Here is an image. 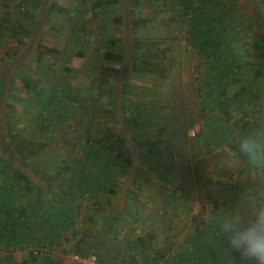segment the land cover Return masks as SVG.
<instances>
[{
  "label": "rangeland",
  "instance_id": "1",
  "mask_svg": "<svg viewBox=\"0 0 264 264\" xmlns=\"http://www.w3.org/2000/svg\"><path fill=\"white\" fill-rule=\"evenodd\" d=\"M262 16L264 0H0V164L8 137L38 149L0 171L2 218L32 224L53 210L49 221L69 224L61 244L31 240L14 256L238 264L217 222L243 207L250 179L236 138L264 129ZM211 27L223 59L205 42ZM110 42L121 65L104 59ZM132 52L164 73L133 70Z\"/></svg>",
  "mask_w": 264,
  "mask_h": 264
},
{
  "label": "clouds",
  "instance_id": "2",
  "mask_svg": "<svg viewBox=\"0 0 264 264\" xmlns=\"http://www.w3.org/2000/svg\"><path fill=\"white\" fill-rule=\"evenodd\" d=\"M235 152L250 179L243 207L223 215L218 232L238 264H264V129L238 136Z\"/></svg>",
  "mask_w": 264,
  "mask_h": 264
},
{
  "label": "trees",
  "instance_id": "3",
  "mask_svg": "<svg viewBox=\"0 0 264 264\" xmlns=\"http://www.w3.org/2000/svg\"><path fill=\"white\" fill-rule=\"evenodd\" d=\"M99 6V3H95V4H93V7L94 8H96V7H98ZM256 14H258V13H256ZM263 18H264V16H262ZM199 20H203L202 18H200ZM198 21V20H197ZM199 22H195L193 25H192V28L194 29H196V31H198L199 33H201V32H203V30H202V28H201V25L199 26V27H197V25L196 24H198ZM196 26V27H195ZM214 27L212 28H209V30H210V36H209V38L208 39H206V43L209 45V47L212 49L211 51H212V54H217L216 52H218V57H220L221 59H223V54H221V51H220V47L222 46V44H223V41H222V36H221V34H215V31H214ZM114 46H115V43L114 42H110L106 47H107V50L105 51V53H104V59L107 61V62H113V63H115V64H119V65H121L122 63H123V61H124V55L122 54V53H120V52H115L114 51ZM39 48V50H40V52H39V54H41V50L42 51H44V50H46V51H50V52H52L53 51V49L52 48H48V47H44V46H39L38 47ZM130 63H131V68L133 69V70H136V71H144V72H148V73H156V74H162V73H164V71H165V67L161 64V62L158 60V59H156V60H150V59H143L142 60V62L141 63H139L138 61H137V54L135 53V52H132L131 54H130ZM13 135H17V134H13ZM25 141V143L28 145H32V140L31 139H29V138H27V139H23V138H20L19 140H18V142H24ZM7 142H8V144H9V146H10V152L8 153V156H9V160H7V167L6 166H3L2 164H0V171H6L8 168H10V169H15L14 171H16V166H15V163H14V159H13V157H18V158H20V159H22V160H24L25 161V159L28 157V155H33V154H35V153H37V151H38V149L37 150H35L33 147L32 148H30V151H27L26 152V154H24L23 153V151H22V149L20 148L21 147V145H18L16 142H17V140L15 139V138H13V137H8L7 138ZM89 164V163H88ZM163 164H165V162L163 163ZM85 167H87L86 165H85ZM65 170H70V168L68 169V168H66ZM80 172H81V170H79ZM19 177H21V179H23V180H25V182L27 183V178H28V176L26 175V174H24V173H20L19 174ZM83 179V178H82ZM84 180V179H83ZM43 181H44V183H45V186L46 187H49V181L48 180H45V179H43ZM42 184V183H41ZM69 184H71V185H73L74 184V182L73 181H70L69 182ZM15 184H13L12 182H8L7 183V186H8V188L7 189H9V188H13V186H14ZM87 189V192H92L91 191V186H89L88 188H86ZM71 192V195H73V198L75 199L76 197H79V198H81L82 196H83V191H81V192H72V190H70ZM86 192V193H87ZM47 213V215H49V216H46V220L47 221H49L50 220V218H52V216L54 215V214H56V212L55 211H51V210H49L48 212H46ZM11 214H12V211H10L8 208H6L5 206H4V203H0V236H1V238H3V240L1 241V244L2 245H5L6 244V242L4 241L5 239V232H8V234H11L12 236L15 234V233H18V229L16 228V226H17V224L16 223H14V222H10V224L12 225V224H14V226L13 227H6V225H5V219L3 220V218L2 217H9V216H11ZM60 216H63L64 214L63 213H61L60 212V214H59ZM69 225V224H68ZM68 225H66V222H63V225L62 226H60V225H58L60 228H61V230L63 231V230H65L67 227H68ZM58 227L54 230V233H55V236H57V238L56 237H53L54 239H58L59 237H60V233H59V231H58ZM68 229V228H67ZM15 238V237H14ZM29 242H31V241H29ZM56 244H60L59 243V240H58V243H56ZM56 244L54 245V246H56ZM6 245H9V243L8 244H6ZM30 245V244H29ZM78 246V245H77ZM135 247L137 248V249H139L140 248V246L139 245H135ZM77 251L78 252H74L75 254H78L79 256H86V255H88V253L89 252H94V251H85L84 252V249L83 250H81V249H77ZM80 252V253H79ZM82 253V254H81ZM94 254H95V252H94ZM96 255V254H95ZM32 257H35V256H39V255H37V251H35V249H33L32 250V255H31ZM211 256H212V258L213 259H215V254L212 252L211 253ZM96 259H97V264H99V263H104L103 262V260H99L98 259V257L96 256ZM198 260H201V258H197ZM191 260H193V259H191ZM165 264H168V260H165V262H164Z\"/></svg>",
  "mask_w": 264,
  "mask_h": 264
},
{
  "label": "crops",
  "instance_id": "4",
  "mask_svg": "<svg viewBox=\"0 0 264 264\" xmlns=\"http://www.w3.org/2000/svg\"><path fill=\"white\" fill-rule=\"evenodd\" d=\"M9 181V180H3V186H5V183ZM7 187V186H6ZM90 210V209H88ZM94 213H96L97 211L94 210L92 208V210ZM89 211V212H90ZM85 212V211H84ZM65 213V212H63ZM46 216L47 213L45 212ZM46 216L44 219V216H39L36 218L35 222H33L32 224H30L29 222H18L16 223L17 226L16 228L18 229V233H15L13 236L11 234H8V232H5V242L6 244L9 243V245H2L1 241L3 240V238H1L0 236V259L1 262L0 264H58L57 263V258H53L51 256H53L52 254H48L45 253L43 258L41 257H32L28 254H26V251H24V254L21 258L14 256L16 254V249L15 247H19V246H25V244L31 240H33L34 242L38 243L39 245H43L46 248H51L54 247V245L56 243H58V240L60 239V237L58 239H54L53 237L55 236L54 230L58 227V231L60 234H64L62 233L63 231L61 230V228L57 225L56 222L54 221H47L46 220ZM44 219V220H42ZM6 227H13L14 224H10L5 222ZM29 226H31V228H29ZM30 229H33V233L30 232ZM15 237V238H14ZM33 237L36 238L33 239ZM22 242V243H20ZM60 243V242H59ZM61 244V243H60ZM7 256L5 257L4 255ZM3 258H8L9 260L4 262L2 259ZM62 264V263H61Z\"/></svg>",
  "mask_w": 264,
  "mask_h": 264
},
{
  "label": "built area",
  "instance_id": "5",
  "mask_svg": "<svg viewBox=\"0 0 264 264\" xmlns=\"http://www.w3.org/2000/svg\"><path fill=\"white\" fill-rule=\"evenodd\" d=\"M72 258L81 264H97L96 255L94 252H89L86 256L72 255Z\"/></svg>",
  "mask_w": 264,
  "mask_h": 264
}]
</instances>
